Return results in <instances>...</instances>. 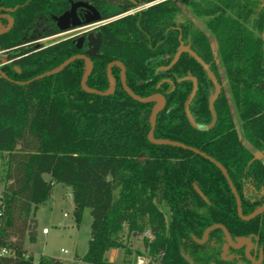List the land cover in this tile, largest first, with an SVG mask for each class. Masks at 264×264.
Segmentation results:
<instances>
[{
  "label": "trees",
  "instance_id": "1",
  "mask_svg": "<svg viewBox=\"0 0 264 264\" xmlns=\"http://www.w3.org/2000/svg\"><path fill=\"white\" fill-rule=\"evenodd\" d=\"M71 1L76 0H0V14L13 20L0 33V63L8 61L0 66L7 76L0 75V264H70L46 254L34 261L23 247L28 220L51 197L55 183L70 188L77 224L85 209L91 218L87 250L79 264H114L107 259L108 250L129 252L124 230L127 237H142L147 255L157 264H264V212L241 219L235 197L214 163L189 149L148 139L156 103L127 94L120 67L110 69L115 88L108 94L81 87L86 70L82 59L33 79L85 53L86 41L78 48L76 36L39 43L60 33L54 18ZM87 1L105 22L96 27L101 46L91 58L86 86L107 91L106 67L121 62L132 93L166 99L155 117L154 137L193 147L219 162L239 195L243 215L264 205V162L259 158L264 157V35H259L264 34V0H246L233 14L227 2L203 9L218 52L201 30L174 21L182 5L196 8L195 1L161 0L132 14L126 12L155 0ZM251 4L261 8L255 32L247 27L254 13ZM7 24V18L0 17V28ZM179 36L221 84L214 102L217 119L207 131L193 128L185 116L192 81H178L188 75L196 78L189 110L196 122L209 123L213 85L201 65L182 53L169 69L158 70L171 61ZM224 231L232 240L250 237L251 259L244 247L226 246ZM3 248L7 254H1Z\"/></svg>",
  "mask_w": 264,
  "mask_h": 264
},
{
  "label": "rangeland",
  "instance_id": "2",
  "mask_svg": "<svg viewBox=\"0 0 264 264\" xmlns=\"http://www.w3.org/2000/svg\"><path fill=\"white\" fill-rule=\"evenodd\" d=\"M195 1L197 6L193 8L192 6H181V10L179 13L176 14L174 17L175 23L178 24H189L192 28H197L201 30L208 38L212 45L214 51L218 52L216 39L212 32L208 29L206 25V21L208 17L202 14L203 9L207 8L208 6L218 3L223 4L225 2L229 3V5H233L234 9L230 12L233 14L234 12H238L236 9H239V6L242 2L246 0H192ZM252 12L249 18V22L247 23L248 29L254 31V23L257 17V14L261 10L259 6H255L251 4ZM230 9V8H229ZM200 11V13L198 12ZM86 28L82 29H75L66 31L63 33L56 34L51 37H47L44 39H40L39 43L46 45L57 41L61 38L75 36L81 31ZM255 32V31H254ZM264 35V34H259ZM189 40L191 36H189ZM217 54V53H216ZM4 54L0 53V60H3ZM217 63L220 71V75L224 77V70L221 66V60L219 56H217ZM225 92L227 96L230 97V92L226 88ZM230 105L233 111L234 121L237 124V128L240 131V120L237 117V111L235 106L233 105L232 100H230ZM253 152H256L254 149H251ZM3 153L0 152V172L3 167ZM262 162H264V157H259ZM1 184H0V191H1ZM72 198L70 188L60 184L55 183L52 186V193L51 197L40 204L37 210V217L39 219L38 225V235L36 237V241L34 245H30L28 240H25L24 247L27 249L33 250H41L44 246V251L46 253H50L54 256L60 257H69L72 254L76 253L78 256H82L85 254L87 250V242L90 237V215L88 209H85L86 212L77 224L74 221L73 217V210H72ZM42 228L47 230V233H42ZM146 236L149 234L146 232ZM124 240L126 244H128L129 252L126 254L123 248H116L110 249L107 251L106 256L107 259L114 263V264H157L154 259H151L147 255V251L143 246L142 237H127L126 230H124ZM62 250L60 251V249ZM66 249L67 252L63 250ZM37 254V253H35ZM73 264H79V262H73Z\"/></svg>",
  "mask_w": 264,
  "mask_h": 264
},
{
  "label": "water",
  "instance_id": "3",
  "mask_svg": "<svg viewBox=\"0 0 264 264\" xmlns=\"http://www.w3.org/2000/svg\"><path fill=\"white\" fill-rule=\"evenodd\" d=\"M78 9H84L85 10L84 14L79 13ZM0 17H5L8 20V24L6 25V27L0 28V33H2L11 27L13 20H12L11 16L8 14H0ZM54 20H55V24H56L57 28L59 29V31L61 33L66 32V31H70V30H75V29H82V28L89 27V26L95 27L98 24L103 22L101 20L100 14L97 11V9L95 7H93L92 5H90L88 3V1H86V0L71 1L70 7L66 11H64L62 14L56 16L54 18ZM84 41H86V46H87L84 54L72 55V56L68 57L67 59H65L58 66L35 76L33 79H38V78H42L44 76H48V75L58 73L59 71H61L64 67H66L72 61H74L76 59H82L86 63V70H85V72L81 78V87L85 91H88V92H92V93H96V94H108V93L112 92L115 88V79L112 76L110 69L113 65L120 67V69H121L120 81H121V85H122V88L124 89V91L127 94H129L132 98H134L140 102H145V103L155 102L156 103V106L152 110L150 117H149L150 130L148 133V139L152 143H155V144H168V145H173V146L189 149V150H191V151H193V152H195L201 156H204L205 158L210 160L212 163H214L218 167V169L221 171L222 175L225 177V179H226V181H227V183H228V185H229V187H230V189H231V191L235 197L237 215L241 219L248 220V219H251V218L255 217L256 215L260 214L261 212H264V205H262L249 215H243L242 214L241 201H240L239 195L237 194L236 189L234 188V185H233L232 181L230 180L226 169L219 162H217L215 159H213L210 156L205 155L203 152L199 151L198 149H195V148L190 147V146H186L185 144H182V143H179L176 141H172L169 139H156L154 137L155 117L159 111H161L162 109L165 108L166 99L161 94H155V95H151V96H147V97H141V96H138V95H135L134 93H132V91L126 85L125 68L121 62L112 61L106 67V74H107V77L110 81V86H109V89L107 91L102 92V91H98V90L87 87L86 86V79L92 70L91 58L94 56H97L99 54V50H100V46H101V33L99 31H96V32L89 31L86 35L80 34L76 38V42H77L76 46L78 48H80ZM182 53H188L191 57H193L201 65L202 69L205 71L207 77L209 78V80L211 81V83L213 85V90L210 91V94L208 97V108H209V111L211 113V121L207 124H202V123H198L195 121V119L193 118V116L189 110V105H190L192 99L194 98V96L196 94V90H197L196 78L188 75V76H185V77L178 79V81H180V80H191L192 81L191 92L188 94V96L184 102V112H185V116H186L189 124L197 130L207 131V130L211 129L216 122L217 117H216V112L214 109V102L217 99V97L221 91V85L219 84L214 73L210 70L209 65L206 62H204L203 59L195 51L190 49L188 45H185L184 42L181 40V36H179V45L177 47V50H176L172 60L170 61V63L168 65L159 67L158 70L169 69L171 66H173L177 62V60L179 59V57ZM16 70L18 71L19 69L16 68ZM0 75L4 78H7V76L2 72L1 68H0ZM33 79H30V80H27L24 82H18V83H20V84L28 83L29 81H31ZM172 89H173V87H172ZM43 177L46 179V181H50V179H51L50 175L47 173L43 174ZM198 192L200 193V195H202L200 191H198ZM203 198H204V196H203ZM35 228H36V220L34 218L30 217L28 220L27 231L28 232L34 231ZM224 235H225V239H226V246H230V247L236 248V249L244 246L245 247L244 248L245 254L247 255L248 258L251 259V256L249 253H250V250L252 249L253 244H252L250 237H240V238H236L235 240H232L226 231H224ZM260 260H261V258L257 261V263H259Z\"/></svg>",
  "mask_w": 264,
  "mask_h": 264
},
{
  "label": "crops",
  "instance_id": "4",
  "mask_svg": "<svg viewBox=\"0 0 264 264\" xmlns=\"http://www.w3.org/2000/svg\"><path fill=\"white\" fill-rule=\"evenodd\" d=\"M72 198V197H71ZM39 206V205H38ZM38 206L37 208L32 212L31 214V217L34 218L36 220V228L34 229V231H26V235H25V238H24V242H23V247H24V243H25V240H28V242L30 243V245H34L35 241H36V237L38 235V225H39V219L37 217V210H38ZM72 210H74V204L72 205ZM86 210L83 211V215L85 214ZM43 229L45 228H42V233L45 234L47 233V230L46 232H43ZM25 250L28 252V253H31L33 258H34V261H37L38 258H39V255L41 254H46V255H50V256H53L52 254L50 253H46L44 251V246L41 248V250H36L37 252H34L33 250H30V249H27L26 247H24ZM62 250V248L60 249V251ZM63 251H66V249H64ZM67 252V251H66ZM37 253V254H35ZM54 257H57L67 263H70V264H73V262H79L80 263V257L81 256H78L76 255V253H74V255L72 254L71 256L69 257H60V256H54Z\"/></svg>",
  "mask_w": 264,
  "mask_h": 264
},
{
  "label": "flooded vegetation",
  "instance_id": "5",
  "mask_svg": "<svg viewBox=\"0 0 264 264\" xmlns=\"http://www.w3.org/2000/svg\"><path fill=\"white\" fill-rule=\"evenodd\" d=\"M87 1V0H86ZM158 1H161V0H155V1H153V2H150V3H144V4H148L146 7H148L149 5H151L152 3H155V2H158ZM89 3V2H88ZM90 4V3H89ZM142 5V4H141ZM138 6H140V5H138ZM137 7V6H136ZM145 7V8H146ZM134 8V7H133ZM132 9V8H131ZM131 9L130 10H128L126 13L127 14H132V13H134V12H136V11H139V10H141V9H144V8H141V9H138V10H135V11H131ZM78 12L79 13H81V14H84V12H85V10L84 9H78ZM103 22H105L104 20H102ZM102 22V23H103ZM101 24V23H100ZM100 24H98V25H100ZM97 25V26H98ZM97 26H95V27H93V26H89V27H85L86 29H84L83 31H81L80 33H78L77 35H75L76 36V38L80 35V34H84V35H86L89 31H94V32H96V31H98V30H96V27ZM61 33V32H60ZM179 40V39H178ZM184 42V41H183ZM77 43V42H76ZM185 44V43H184ZM179 45V44H178ZM185 45H188V44H185ZM189 46V45H188ZM86 48H87V46H86ZM190 48V47H189ZM191 49V48H190ZM177 50V49H176ZM194 51V50H193ZM176 52V51H175ZM175 54V53H174ZM174 56V55H173ZM173 58V57H172ZM172 60V59H171ZM170 63V62H169ZM168 63V64H169ZM167 64V65H168ZM166 66V65H165ZM211 70V69H210ZM212 71V70H211ZM121 72V71H120ZM220 84V83H219ZM221 85V84H220ZM212 90H213V88H212ZM212 90H210V91H212ZM209 94H210V92H209ZM220 94V93H219ZM244 247V246H243ZM245 248V247H244ZM211 264H213V263H211Z\"/></svg>",
  "mask_w": 264,
  "mask_h": 264
},
{
  "label": "built area",
  "instance_id": "6",
  "mask_svg": "<svg viewBox=\"0 0 264 264\" xmlns=\"http://www.w3.org/2000/svg\"><path fill=\"white\" fill-rule=\"evenodd\" d=\"M148 4H142V5H140V6H137V7H134V8H132L131 9V11H135V10H138V9H141V8H145L146 6H147ZM0 53H1V51H0ZM8 61H3V62H1L0 63V66L1 65H3V64H5V63H7ZM43 232H46V229H43ZM64 252H66V251H64ZM1 254H7V250L6 249H1ZM138 264V263H137Z\"/></svg>",
  "mask_w": 264,
  "mask_h": 264
}]
</instances>
